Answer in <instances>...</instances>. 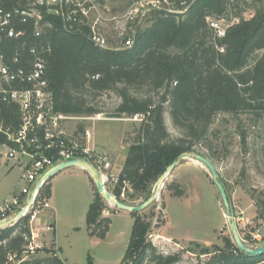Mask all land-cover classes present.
<instances>
[{"label": "trees", "instance_id": "trees-1", "mask_svg": "<svg viewBox=\"0 0 264 264\" xmlns=\"http://www.w3.org/2000/svg\"><path fill=\"white\" fill-rule=\"evenodd\" d=\"M25 4L26 0H8L5 7L26 9ZM231 6L239 10L218 36L209 20L227 17ZM39 10V34H35L33 18L22 22L18 16L12 26L21 34L8 37L0 32L1 62L13 70L27 68L29 50L36 48L45 63L43 77L54 113L91 116L110 111L127 117L142 116L133 140L124 139L129 152L112 189L117 198L123 188L128 200L146 194L150 184L180 153L195 151L218 112L264 115V0H189L181 13L152 10L151 24L136 29L131 46L118 48L99 47L89 39L87 25L67 22L45 8ZM256 52L260 54L253 58ZM4 86L28 87L17 82ZM107 91L119 98L111 108L96 101ZM165 103L178 135L166 127ZM0 119L4 128L15 132L21 123L19 105L0 102ZM83 131V125H77L75 132ZM5 142L16 146L7 140L5 132H0V144ZM49 179L40 189V200L50 196ZM129 189L134 193L129 194ZM174 195L180 197L183 191L178 188ZM100 197L99 193L94 197L86 219L90 235L104 237L110 218L100 215ZM131 213L134 224L125 262L186 264L178 253H160L145 239L147 224ZM28 220L25 216L0 228V264H65L55 252L26 258L23 250L29 234ZM237 249V256L224 250L214 252L205 264H244L247 257L259 259L264 254L249 255ZM202 253L210 250L202 247Z\"/></svg>", "mask_w": 264, "mask_h": 264}, {"label": "rangeland", "instance_id": "rangeland-1", "mask_svg": "<svg viewBox=\"0 0 264 264\" xmlns=\"http://www.w3.org/2000/svg\"><path fill=\"white\" fill-rule=\"evenodd\" d=\"M137 1L139 0H99V14L103 19L98 22L97 27L110 48L122 47L123 40L133 38L138 27L143 29L151 24L153 18L150 12L155 8L144 11L145 8H149L152 3L166 7L163 1L158 4L156 0H145L144 8L130 16V6ZM186 1L188 3L189 0ZM178 7H182L180 2ZM231 7L227 17L219 19V22L226 25L229 19H233L239 7ZM95 16V13H91L89 18L93 19ZM258 54L260 53L256 52L253 58ZM96 101L105 108H111L119 102V98L107 91L99 95ZM165 108L166 127L172 134L178 135L179 131L169 117L167 103ZM104 114L105 112L91 116H72L63 125L68 133L75 134L78 138L83 133L75 132L77 125L82 124L84 130L89 129L97 144L107 148L106 154L112 160L111 172L116 176L121 172L129 152L124 139L128 142L133 140L142 116L127 117L122 114V118L117 119L104 118ZM5 151L6 148L0 146V196L12 184L17 183L19 190L25 183L19 178L25 170L26 159L7 158L4 156ZM187 153H199L212 158L218 179L224 184L232 205L240 237L248 248L261 246L264 243V115L255 117L246 113L235 115L218 112L206 136L195 146V151ZM87 165L93 166L90 162ZM67 168L70 170H60L53 177L50 196L47 197L52 208L42 209L36 217L40 224L56 222V231L44 237V250L32 254L57 253L54 239L65 264H129V259L125 262L124 258L133 232L134 216L130 211L118 209L101 196L97 200L103 205V209H100L101 216L108 217V212L115 211H120L121 214L111 216L104 237L91 236L86 216L90 204L98 194L97 189L80 177L82 173L74 169L76 167ZM164 172L147 188L148 198L159 185L155 199L141 211L135 212L138 220L148 226L145 239L164 255L178 253L186 264H205L219 250L240 255L224 214L219 192L208 170L192 157H185L176 159L174 167L160 180ZM172 183L176 187L170 188L169 184ZM116 184L114 178H109L105 188L112 193ZM178 188L183 191L180 197L174 195ZM128 193L132 194L134 191L129 189ZM125 194L120 199L130 205L147 199L146 194L141 193L136 200H128ZM103 210L106 215H103ZM202 247L208 248L210 253L199 254ZM133 251H136L135 248ZM32 254L26 258L33 256ZM246 262L244 264H264V254L259 259L247 257ZM143 264L149 262L146 260Z\"/></svg>", "mask_w": 264, "mask_h": 264}, {"label": "built area", "instance_id": "built-area-1", "mask_svg": "<svg viewBox=\"0 0 264 264\" xmlns=\"http://www.w3.org/2000/svg\"><path fill=\"white\" fill-rule=\"evenodd\" d=\"M8 0H0V32L8 37H16L21 32L14 30L12 20L18 16L22 22L28 17L34 19L35 34L40 33L42 15L40 8L61 15L67 22L85 24L89 27V39L97 46L106 48L107 41L98 31V22L103 17L99 14V0H26V9L15 6L13 9H6L5 3ZM145 0H139L130 6L128 14L131 16L137 13L140 8H144ZM163 1L166 5H152L144 11L155 8V10L170 13H181L185 11L187 1H180V6L172 0ZM139 9V10H138ZM96 14L90 19V14ZM209 26L213 28L218 36L223 35L225 24L219 20H209ZM133 38L128 37L123 40V46H131ZM223 51V47L219 48ZM31 60L27 68L19 67L15 70L1 62L0 58V102H13L19 105L21 111V123L15 132L9 128H4L0 119V132L7 134V140L16 144L10 145L8 142L0 144L5 147L4 156L21 160L25 158V170L22 179L25 181L18 194H12L5 198L0 204V228L12 225L22 217L28 216L29 234L26 236L24 253L27 255L44 249V237L54 230V224L36 221L37 215L44 208H50L47 198H38L40 189L46 183L44 173L58 162L74 158L83 159L90 162L98 171L99 177L105 186L109 178H114L115 184L119 175L114 176L112 170V160L106 152L89 145L91 133L85 129L83 136L78 138L75 134L68 133L63 125L70 115L54 113L52 111V97L46 89L47 82L44 75L45 63L36 48H30ZM14 61L17 58L14 57ZM17 82L26 84V88H12L4 86V83L11 84ZM39 182V187L36 184ZM123 188L120 197H123ZM33 197L29 202V198ZM115 196V195H114ZM116 197V196H115ZM20 209H23L21 217L16 218Z\"/></svg>", "mask_w": 264, "mask_h": 264}, {"label": "water", "instance_id": "water-1", "mask_svg": "<svg viewBox=\"0 0 264 264\" xmlns=\"http://www.w3.org/2000/svg\"><path fill=\"white\" fill-rule=\"evenodd\" d=\"M104 118H122V113L119 112H107L104 114ZM185 157H192L193 159H195L196 161L200 162L210 173L212 181L214 183V185L216 186L220 198L222 200L224 209H225V216L228 219L229 222V226H230V230H231V234L233 237V240L236 244V246L244 253L249 254V255H260L262 253H264V243L261 246H258L256 248H248L243 239L240 237L235 219H234V214H233V209H232V205L229 201L226 189L224 187V184L218 179V172L215 168V166L213 165V163L205 156L199 154V153H187V152H183L180 153L177 159H181V158H185ZM176 164V161H173L167 168L166 171L163 173L162 177L160 178V180H162L165 177V173L170 171L174 165ZM71 166H80L84 169H86L92 176V178L94 179V185L97 189V192L107 201L110 203H113L118 209L121 210H125V211H130V212H138L141 211L142 209H144L153 199H155L156 195H157V191H158V186L156 187L155 191H153V193L151 194V196H149L146 200L140 202L139 204H135V205H130L124 201H122L120 198L115 197L110 191L106 190L105 186L103 185L100 177H99V173L96 170V168H94V166H89L87 165V162L83 159H79V158H74V159H70V160H64L61 162H58L57 164H55L54 166H52L50 169H48L45 173H44V181L48 180L49 178H51L55 173H57L58 171L67 168V167H71ZM36 187H39V182L36 184ZM32 196L29 198V202L32 200ZM23 209H20L19 212L16 215V218L21 217L22 213H23Z\"/></svg>", "mask_w": 264, "mask_h": 264}, {"label": "crops", "instance_id": "crops-1", "mask_svg": "<svg viewBox=\"0 0 264 264\" xmlns=\"http://www.w3.org/2000/svg\"><path fill=\"white\" fill-rule=\"evenodd\" d=\"M95 119H97V118H95ZM117 119H121V118H117ZM87 129V128H86ZM92 142V144H89L90 146H94V147H96L97 149H99V150H102V151H105V152H107L108 153V150H107V148L106 147H101V146H99L98 144H97V141H95V139L91 136L90 137V139H89V142ZM74 167H76V168H74V169H77L78 171H80L82 174V176L80 175V177H83L84 179H85V181H87V183H89L90 185L91 184H93L94 185V179L92 178V176H91V174L86 170V169H84V168H82V167H80V166H74ZM67 169V171L68 170H70V168H64V169H62V170H66ZM61 170V171H62ZM22 174L23 173H21V176H22ZM56 174V173H55ZM54 174V175H55ZM54 175L49 179V185H50V189H51V183H52V180H53V177H54ZM20 176V180H21V177ZM17 182V181H16ZM93 182V183H92ZM24 185V184H23ZM95 186V185H94ZM22 188V187H21ZM20 192V189L19 190H17V183H15V184H12L11 186H10V188L4 193V195H2V196H0V204L3 202V200L5 199V198H7L9 195H12V194H18ZM49 205H50V203H49ZM50 208H52V205H50ZM127 212H129V211H127ZM130 213V212H129ZM108 214H109V218H111V216L112 215H119V214H121V212L120 211H115V212H112V213H109L108 212ZM103 215H106V211L105 210H103ZM132 216V215H131ZM133 217V216H132ZM134 218V217H133ZM54 224V230L52 231V233H55V231H56V222L55 223H53ZM166 238L167 237H172V236H165ZM50 239H52V238H50ZM53 240V243L55 244V249H56V251H57V254H58V256L60 257V251H59V247L57 246V244H56V242H55V240L54 239H52ZM60 259L62 260V258L60 257ZM63 261V260H62ZM64 262V261H63Z\"/></svg>", "mask_w": 264, "mask_h": 264}, {"label": "bare ground", "instance_id": "bare-ground-1", "mask_svg": "<svg viewBox=\"0 0 264 264\" xmlns=\"http://www.w3.org/2000/svg\"><path fill=\"white\" fill-rule=\"evenodd\" d=\"M158 187H159V185H158Z\"/></svg>", "mask_w": 264, "mask_h": 264}]
</instances>
